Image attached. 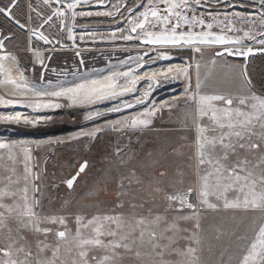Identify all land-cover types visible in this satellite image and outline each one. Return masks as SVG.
<instances>
[{
  "label": "rangeland",
  "instance_id": "obj_1",
  "mask_svg": "<svg viewBox=\"0 0 264 264\" xmlns=\"http://www.w3.org/2000/svg\"><path fill=\"white\" fill-rule=\"evenodd\" d=\"M3 1L5 2L3 6L9 3V0ZM66 1L71 2V0ZM136 2L139 3V0ZM124 3L133 7L130 0H107V8L106 6L96 8L97 0L78 4L75 9L78 13L91 11L93 15L77 16L74 22L70 18L68 29L72 30L71 34L57 37L61 43L64 40L66 43H71V51L60 52L59 45L41 40L30 31L14 33L11 28H9L10 33H14V36L6 43L7 49L4 50L21 65L28 79H34V83L44 86L47 93L60 91L61 88H72L82 83L83 73L71 74L76 71L74 67L81 65L75 57V53L79 51L85 64L81 66L82 70L117 60H120L119 73L129 72L131 69L129 76L119 75L114 79L108 77L104 69L89 70L87 87H92V81L103 84H108L112 80L115 83H123L129 79L133 81L111 89L106 88L90 94L86 99L76 101H73L69 95L58 97L46 95L49 98L44 102L46 110L43 116L39 114L34 117L21 111H11L0 99V113H2L0 143L14 146L11 153L14 159L11 161L8 150L0 149V188L7 183L3 180V177L9 175L6 168L13 165L16 168L13 179L19 176L21 180L19 185H11L10 188L16 190L24 186L22 177L25 153L21 149L23 147L30 149L28 166L32 173L29 175L34 173L39 177L34 182L40 189L39 195L36 196L39 206L35 208V211L40 216L65 217L67 227L73 231L76 228L74 219L76 215L90 218L92 214L119 212L121 209L117 205L120 203H124L123 210L127 213L128 204H138L141 196L145 201L144 207L137 208L136 215L162 214L166 215L169 221L181 215H191L187 210H168L163 193H154L152 189L158 186L168 193H182L189 186L194 189L199 187L196 166L199 121L197 124L193 123L196 105L190 99L197 82L195 65L200 64L199 75L203 93L231 94L235 98L249 89L242 75L243 60L227 55H216L222 50L220 47L205 46L202 49L204 55L199 56L195 54L192 46L151 47L142 45L136 39L129 42L120 39L121 33L131 34L128 16L132 15L125 10L118 19L120 21H117L112 17L97 16L95 13L108 11L115 13L116 6L119 5L121 8ZM230 3L232 6L226 8L213 0L211 7L207 10L213 11V14L219 13L221 17L225 12L231 16L237 11L245 15L256 11L247 0H230ZM138 11H143V8ZM205 11L204 7L199 8V12ZM5 22L4 17L0 15V27L4 26ZM22 22L29 28H37L40 24L29 19H22ZM237 27L244 26L238 24ZM213 30H217V26H214ZM244 30L247 31L248 28ZM257 31H264V29H257ZM10 33L4 32V35ZM113 33L117 36L115 40L111 39ZM70 35L75 36L76 39H70ZM52 36H56L55 33L53 35L50 33V38H53ZM80 36H84L85 39L80 40ZM247 47L258 49L262 46L247 38L241 45L233 46L234 49H247ZM145 52L151 53L146 62L142 60ZM165 55L170 59L175 57L183 60L185 63L182 69L191 65L187 74L181 71L179 77L166 78L163 75L161 79L159 74L160 69H163ZM143 62L147 63V69L134 79L133 75L140 70ZM62 69L67 71L66 76L68 71L72 70L70 73L72 80L70 82L67 80V84L70 85L63 87L61 86L63 83H60L58 88L51 87L48 84V81L54 78L51 73ZM112 71L116 73L115 68ZM164 71H167L165 67ZM55 75L58 79L65 78L61 72ZM247 76L251 81V89L257 94H264V53L250 58ZM124 89L133 90L124 91ZM112 92L123 94L111 95ZM155 100L163 104H157ZM151 103L157 106L159 111L150 105ZM128 104L132 107H125ZM116 108L120 111H113ZM147 112H155L148 125L131 128L117 124L118 121L126 122L136 116H140L141 119L148 118L141 115ZM204 122H207V118ZM117 149L121 151L117 153ZM83 163L87 164L84 171L79 174L73 187L69 188L66 181L78 172ZM132 170H135V178L142 180L143 184L137 185L133 182L129 187L125 181V186L121 189L119 184L122 178ZM160 172H165L166 175L160 177ZM180 173H183L182 177ZM32 182L30 180L28 184L30 196ZM121 191L126 195L120 196ZM4 202L12 201L6 198ZM210 202H215L214 198H210ZM194 203H197L196 199ZM177 206L178 204L175 208ZM199 215L202 231L200 232V251L197 254L200 264H239L233 258L229 259L231 255H224L222 250L229 249L230 237L237 230L243 231L246 225L252 224L259 227L264 222V213L259 210L202 209ZM194 223L193 220H180L178 226L181 229H192ZM14 226L10 224V227ZM44 226L63 230V227L59 225ZM221 226H223L222 232H220L221 228H218ZM21 235L27 236L30 240L35 239L30 232L22 231ZM188 235L189 232H180L175 241V247L186 248L189 241L184 237ZM12 238L16 239L15 232L12 233ZM52 239V236L48 237L49 241ZM8 243V232H0V248L6 247ZM191 246L196 245L192 242ZM163 259L176 264L181 257L172 254L166 255Z\"/></svg>",
  "mask_w": 264,
  "mask_h": 264
},
{
  "label": "snow or ice",
  "instance_id": "obj_2",
  "mask_svg": "<svg viewBox=\"0 0 264 264\" xmlns=\"http://www.w3.org/2000/svg\"><path fill=\"white\" fill-rule=\"evenodd\" d=\"M62 0H45V3L60 5ZM103 4L104 0H97ZM133 7L124 5L126 11L132 15V27L129 35L121 33L120 39L132 41L133 39L143 41L149 45H171V46H192L195 54L203 56V48L211 45L224 46V52L233 55L248 56L253 53L252 47L233 49V45H241L247 38L250 41L258 42L262 47L256 51L264 52V0H247L256 9L248 15L241 12H233L231 16L227 12L221 17L219 13L207 9L211 7L213 0H130ZM88 3V0H71L66 7L71 12L70 18L74 22L77 16H92L91 11L78 13L75 9L78 4ZM216 4L224 7H231L230 0H215ZM18 5V0H9L6 6L0 7V14L11 18L17 25L24 27L21 21L16 19L12 13ZM204 7L205 12H199ZM143 8V11L138 9ZM116 13L120 12V6L115 8ZM138 13V14H137ZM95 15L113 17L112 11L96 12ZM54 17L66 18L67 14L61 7L51 11L43 17L44 24L50 25ZM258 17V19H257ZM238 24L244 27H237ZM217 26V30H213ZM43 27V25H41ZM244 28H248L247 31ZM139 30V31H138ZM33 35H39L41 40L47 37L39 28L31 30ZM71 29L69 33L71 34ZM242 33V35L240 34ZM135 34V35H133ZM11 37L0 33V49H4L5 41ZM70 39L76 37L70 35ZM84 40V36L79 37ZM111 39H117L115 33ZM79 56V52L76 53ZM223 53H216L222 55ZM147 55V53H145ZM14 59L10 55L0 56V73H4L6 79L2 83L11 82L18 88L27 89L28 83L17 84L15 79L10 77L11 69L6 67L3 61ZM163 58L167 59L165 55ZM81 63L83 61L81 60ZM43 64V61H41ZM188 65L181 71L187 74ZM196 68V85L190 95L191 101L196 105V113L193 123L199 121L196 139V166L199 176V187L189 186L182 193H168L160 187H154V193H163L168 204V210H187L191 215H181L169 218L166 215H136L137 208L143 209L144 199L141 196L138 204L129 203V211L126 213L124 203L117 205L121 211L112 213H97L89 217L76 215L74 217L76 228L70 230L67 221L63 216L51 215L40 216L35 208L39 206L40 189L35 180L39 177L32 173L28 166L30 149L23 147L24 159V186L12 190L11 185H19L21 177L16 175L15 166L6 168L9 175L3 177L6 185L0 188V232L6 231L9 234V243L6 247L0 248V264H172L163 259L166 255L175 254L181 259L176 264H200L197 254L200 251V211L202 209L216 210H259L264 213V94H257L251 89V81L247 76L246 67L242 71L244 81L249 85L246 93L233 98L231 94H206L202 92L199 69ZM129 72L114 74L129 76ZM23 80V76H21ZM92 87H86L84 83L72 88H61L60 91L51 93L37 91L33 85L31 90L37 95L63 96L69 95L73 101L86 99L92 93H97L103 88L115 86L112 80L108 84L92 81ZM51 84V81H48ZM98 85V87H97ZM191 87V85H190ZM133 89H124L132 91ZM123 93L112 92L111 95H122ZM139 102V101H138ZM5 103H14L5 101ZM60 107V105H55ZM125 107H132L131 104ZM113 111H120L119 108ZM140 116L132 117L128 121H118L121 127L135 128L138 125H148L155 112H147ZM207 118V122L205 121ZM12 147L0 143V149H7L9 160H13ZM121 150L117 149V153ZM80 172L84 171V167ZM79 173H77V176ZM165 172L159 176L164 177ZM135 170L123 177L119 187L125 186V181L131 187L133 182L142 185L143 181L135 178ZM183 176V173H180ZM76 177L66 181L69 188L72 187ZM31 193L29 195V181ZM183 182L182 180L180 181ZM193 196L197 203L189 202L188 197ZM126 193L120 192V196ZM11 203H5V199ZM214 198L215 202H210ZM154 199V196H153ZM19 200V202H17ZM178 204L179 208H175ZM151 212V209H149ZM180 220L195 221L192 229H181L178 226ZM14 224V227H10ZM44 225H59L63 230ZM30 232L35 239H28L21 235V232ZM189 232L184 239L189 245L180 249L175 247V241L180 232ZM15 232L16 239L12 238ZM52 236L51 241L48 237ZM219 238V237H217ZM192 242L195 247L191 246ZM239 264H264V222L258 227V232L252 239L248 240Z\"/></svg>",
  "mask_w": 264,
  "mask_h": 264
},
{
  "label": "flooded vegetation",
  "instance_id": "obj_3",
  "mask_svg": "<svg viewBox=\"0 0 264 264\" xmlns=\"http://www.w3.org/2000/svg\"><path fill=\"white\" fill-rule=\"evenodd\" d=\"M3 3H5L3 0H0V6L3 7ZM66 0H62L60 5H57L55 3H45V0H18V5L13 9V13L12 15L21 21V24L24 25V27H21L19 25H17L15 22H13L12 20H10L9 18H7L6 16H4L3 14H0L4 17L5 19V23L4 26L0 27V33L4 34V32L6 33H10L11 30L14 33H17L18 31L22 32V33H27L28 31H30V33H32V29L34 28H29L28 26H26L23 22L22 19H29L32 21H36V22H40V24L38 25L37 28L40 29L41 32H43V34L47 37V42H49L50 44H54V45H59L61 50L60 52H68L71 51L70 47H71V43H66L65 40L64 42L61 43V40L59 42L58 40V36L59 37H63L65 34L69 33V29H68V25H69V21H70V10L67 9L66 5H67ZM127 3H124L122 5V7L120 8V12L119 13H114L112 18L117 19V21L120 18V16L124 13V11L126 10L124 5ZM108 7L107 6V0L103 3L100 4L98 3V6H95L96 8H100V7ZM57 7H61L63 11L66 12L67 17L66 18H60V17H54L53 21L50 23V25H46L44 24V20L42 18L46 17L47 15H49L51 13L52 10H54ZM130 14V13H128ZM132 16H128V24L130 26V28L132 27ZM41 25H43V27H41ZM11 28V30L9 29ZM17 31V32H15ZM14 33H10V34H6V36L11 37L10 39L5 41V50L7 49L6 43H8L9 40L13 39ZM50 33L53 35L55 33L56 36H52L53 38H50ZM39 37V35H37ZM140 39L139 42L141 43ZM52 42V43H51ZM129 42V41H128ZM80 52V51H79ZM75 57L78 59L79 63L81 64L80 66L74 67L76 71H74L73 73H71L72 70L68 71V75L66 76L65 73L67 72L65 69L62 70H55L53 74V80H49L51 81V87L54 88H58V85L60 83H63L61 86H68L70 84H67V82L70 80H72V77L70 76L71 74H78V73H83V77L81 78L82 83H84L86 85V87L88 86V82H87V72L89 70H92L95 68V70L98 69H104L106 70V75L108 77L111 78H118L119 75H114V74H118L119 73V66H120V60L117 61H111V62H107L106 64L99 66V67H94V68H90V69H84L82 70L81 68L85 65L84 62L81 63V58H82V54L79 53V56H77V54L75 53ZM52 58V56L50 57ZM51 60V59H50ZM42 60H40L41 62ZM83 61V60H82ZM146 62V61H145ZM147 64V63H146ZM49 66V65H48ZM82 66V67H81ZM113 68H115V72L114 73L112 70ZM57 72H61V75L65 76V78H59L55 77L57 75H55ZM95 73L97 74V71H95ZM111 75V76H110ZM62 77V76H61ZM68 80V81H67ZM81 84V83H80ZM128 84V83H127ZM125 85V84H124Z\"/></svg>",
  "mask_w": 264,
  "mask_h": 264
},
{
  "label": "bare ground",
  "instance_id": "obj_4",
  "mask_svg": "<svg viewBox=\"0 0 264 264\" xmlns=\"http://www.w3.org/2000/svg\"><path fill=\"white\" fill-rule=\"evenodd\" d=\"M5 50V49H4ZM4 50H0V56L9 55ZM147 53V55H145ZM142 56V60L145 61L150 55V52H145ZM10 57H13L10 55ZM6 67L11 69L10 77L17 81V84L24 83L25 81L28 83L29 87L27 89L18 88L16 84L11 82L2 83L0 82V99L3 101V104L11 111H21L26 115L30 116H43L44 111L46 110V106L44 105L45 100H47L46 95H37L36 92L31 90L33 85L37 86V91L45 92L44 86L34 83V79L29 80L26 76V72L21 68V65L15 59H8L3 61ZM147 69V64L143 62L142 67L133 75L134 79L139 77L145 70ZM23 76V80L21 79ZM6 79L4 73H0V81H4ZM133 79H129L124 81L123 83H115L114 87L121 86L127 83L132 82ZM111 87V88H114ZM109 88V89H111ZM106 88L101 89L100 91ZM5 101H13L14 103H5ZM2 116V113H0ZM1 119V117H0ZM1 121V120H0Z\"/></svg>",
  "mask_w": 264,
  "mask_h": 264
},
{
  "label": "crops",
  "instance_id": "obj_5",
  "mask_svg": "<svg viewBox=\"0 0 264 264\" xmlns=\"http://www.w3.org/2000/svg\"><path fill=\"white\" fill-rule=\"evenodd\" d=\"M163 57V56H162ZM168 58L167 59H163V62L162 63V68L163 69H160L161 72H160V77L161 79H163V75L166 76V78H174L175 76H178L181 75V69H182V66L184 65V61L180 60L179 58H169V56H167ZM167 64V65H166ZM169 64V65H168ZM164 67L166 68L167 71H164ZM155 102L157 104H163L162 102H158L155 100ZM150 105H153L152 103ZM155 109H157V106L153 105ZM159 111V108L157 109ZM195 195V193H194ZM195 200V199H194ZM256 221V219L254 220ZM258 225H246L245 229H243V231H240V230H237L233 235H231L230 237V240H231V243H230V247H228L229 249H225V250H222L224 253V255H231V257L229 259L232 260V258L239 262L240 261V258H241V255L242 254H246L244 252V249L245 247L247 246V242L248 240L252 239L254 235L257 234V227ZM222 227H218V228H221L220 232H222ZM217 228V229H218Z\"/></svg>",
  "mask_w": 264,
  "mask_h": 264
},
{
  "label": "water",
  "instance_id": "obj_6",
  "mask_svg": "<svg viewBox=\"0 0 264 264\" xmlns=\"http://www.w3.org/2000/svg\"><path fill=\"white\" fill-rule=\"evenodd\" d=\"M1 7V6H0ZM4 15V14H3ZM4 16H6V15H4ZM7 17V16H6ZM7 18H9V17H7ZM10 20H12L11 18H9ZM13 21V20H12ZM14 22V21H13ZM141 44L142 45H144V46H151V47H166V46H171V45H149V44H146L143 40H141ZM184 46H189V45H184ZM211 46H214V47H220V48H222V50H220L219 52H217V53H223L222 55H227V56H229V57H231V58H236V59H239V60H243V62H244V68L246 67V71H247V67H248V64H249V60H250V58L252 57V56H256V55H258V54H263L264 52H260V51H256V49H253L254 51H253V53L252 54H250V55H248V56H240V55H233L232 53H229V52H224V46H221V45H211ZM234 46V45H233ZM233 46H231V47H233ZM5 49V48H4ZM4 49H0V50H4ZM234 49V48H233ZM235 50V49H234ZM245 51H246V49H244ZM84 165H87L86 163H83L82 165H81V167L82 166H84ZM80 167V168H81ZM86 167V166H85ZM84 167V168H85ZM80 168H79V170H78V172L77 173H81L80 172ZM77 173L73 176V177H76V179H75V181H74V183H73V185L75 184V182H76V180H77V178L79 177V175L77 176ZM73 185H72V187H73ZM71 187V188H72Z\"/></svg>",
  "mask_w": 264,
  "mask_h": 264
},
{
  "label": "built area",
  "instance_id": "obj_7",
  "mask_svg": "<svg viewBox=\"0 0 264 264\" xmlns=\"http://www.w3.org/2000/svg\"><path fill=\"white\" fill-rule=\"evenodd\" d=\"M193 196H194V194H193L192 196H189V197H188V199H189V202H192V203H194ZM178 208H179V205L177 206V209H178Z\"/></svg>",
  "mask_w": 264,
  "mask_h": 264
}]
</instances>
